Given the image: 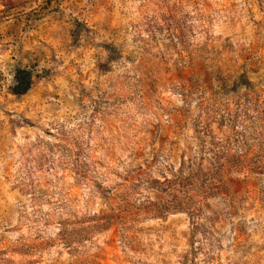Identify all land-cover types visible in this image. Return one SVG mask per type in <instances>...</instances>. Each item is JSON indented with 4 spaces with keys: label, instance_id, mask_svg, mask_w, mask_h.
Masks as SVG:
<instances>
[{
    "label": "rangeland",
    "instance_id": "obj_1",
    "mask_svg": "<svg viewBox=\"0 0 264 264\" xmlns=\"http://www.w3.org/2000/svg\"><path fill=\"white\" fill-rule=\"evenodd\" d=\"M0 264H264V0H0Z\"/></svg>",
    "mask_w": 264,
    "mask_h": 264
},
{
    "label": "trees",
    "instance_id": "obj_2",
    "mask_svg": "<svg viewBox=\"0 0 264 264\" xmlns=\"http://www.w3.org/2000/svg\"><path fill=\"white\" fill-rule=\"evenodd\" d=\"M21 81H22V78L20 77L19 82H21ZM26 90H27V87H25L24 89H22L21 90V93H24Z\"/></svg>",
    "mask_w": 264,
    "mask_h": 264
}]
</instances>
